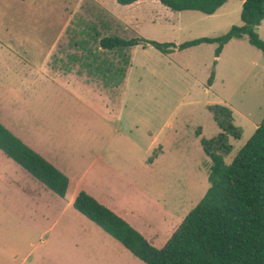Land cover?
Listing matches in <instances>:
<instances>
[{"label":"rangeland","instance_id":"rangeland-1","mask_svg":"<svg viewBox=\"0 0 264 264\" xmlns=\"http://www.w3.org/2000/svg\"><path fill=\"white\" fill-rule=\"evenodd\" d=\"M105 1L112 9L110 12L99 5V0H0V39H6V28L11 24L60 25L65 15L56 8L65 6L78 7L72 23L82 27L95 24L102 30V36L141 37L176 45L204 37H221L234 26L244 25L242 0L227 1L213 15L195 10L173 11L155 0L140 9H127L115 0ZM115 16L126 19L119 21ZM262 23L256 30L264 41ZM218 48L219 43H203L164 53L152 46L139 45L111 52L120 53L129 62L130 70L121 115L113 114L111 121H119L118 131L133 139L134 144L126 143L127 149H136L139 161L150 162L158 156L155 161L159 172L154 174L153 184L145 176L140 183L145 193L174 213L175 223L186 218L211 185L213 162L204 150L202 139H212L221 129L209 105L230 107L235 125L243 130L240 139H230L233 151L226 157L228 164L264 121V50L254 46L248 35L232 39L220 55ZM33 108L36 109L31 112L32 122L59 119L55 96H44ZM113 129L99 132L98 126L91 130L83 127L80 135H114ZM82 141L81 147L89 143ZM78 214L84 221L65 216L55 231L50 229L54 216L44 222L34 218L16 220L10 233L1 226L0 264L8 263L5 258L9 246L24 253L43 243V239L49 241V247L42 245L43 249L31 257L35 261L28 264H36L45 257V264H145L102 226ZM16 261L22 260L18 257Z\"/></svg>","mask_w":264,"mask_h":264},{"label":"crops","instance_id":"crops-1","mask_svg":"<svg viewBox=\"0 0 264 264\" xmlns=\"http://www.w3.org/2000/svg\"><path fill=\"white\" fill-rule=\"evenodd\" d=\"M99 1L106 11L112 10L105 0ZM56 9L65 15L60 25L11 24L6 39H0V123L66 174L69 189L65 197L60 196L23 166L29 174L19 168L0 148V229L2 226L10 233L16 220L44 222L54 216L50 229L55 231L65 216L80 220L81 212L74 203L78 194L86 191L153 246L163 248L183 221L175 223L174 213L161 207L141 186L145 177L153 184L154 174L159 172L158 156L150 162L139 161L137 150L127 149L126 143L134 144L133 139L118 131L119 121H111L113 114L121 115L122 96L129 82L126 59L102 48L105 36L95 24L82 27L72 23L78 7ZM44 96L56 97L59 119L32 122L33 107ZM96 126L99 132L113 127L114 135H80L83 127L91 130ZM82 140L89 143L81 147ZM173 224L177 225L171 229ZM42 245L48 248L49 241L43 239L24 253L9 246L7 264L35 261L31 257ZM18 257L21 262L16 261ZM46 259L35 263L45 264Z\"/></svg>","mask_w":264,"mask_h":264},{"label":"trees","instance_id":"trees-1","mask_svg":"<svg viewBox=\"0 0 264 264\" xmlns=\"http://www.w3.org/2000/svg\"><path fill=\"white\" fill-rule=\"evenodd\" d=\"M115 1L127 9H140L149 0ZM155 1L173 11L195 10L213 15L229 0ZM242 1L244 25L234 26L221 37H204L176 45L141 37L125 39L108 35L102 38L101 46L120 52L150 45L169 53L172 48L185 50L203 43H219L217 55H220L232 39L248 35L254 46L264 50V41L256 30L264 21V0ZM213 80L214 75L210 83ZM209 109L221 129L212 139H202L204 150L213 162L209 175L211 185L163 248L153 246L125 219L86 191H81L75 200L77 210L120 240L145 264H264V121L228 164L226 157L233 151L230 139H240L243 130L235 125L230 107L216 104L209 105ZM0 148L54 192L66 196L70 184L68 176L2 123Z\"/></svg>","mask_w":264,"mask_h":264}]
</instances>
